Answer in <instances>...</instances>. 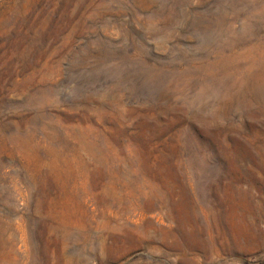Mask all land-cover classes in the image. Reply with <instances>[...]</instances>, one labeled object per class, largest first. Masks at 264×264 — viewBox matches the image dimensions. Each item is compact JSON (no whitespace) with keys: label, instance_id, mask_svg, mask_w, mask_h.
Returning a JSON list of instances; mask_svg holds the SVG:
<instances>
[{"label":"rangeland","instance_id":"374dc122","mask_svg":"<svg viewBox=\"0 0 264 264\" xmlns=\"http://www.w3.org/2000/svg\"><path fill=\"white\" fill-rule=\"evenodd\" d=\"M0 264H264V0H0Z\"/></svg>","mask_w":264,"mask_h":264}]
</instances>
